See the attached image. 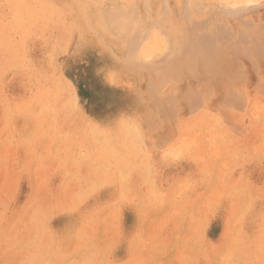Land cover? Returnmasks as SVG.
<instances>
[{"label":"rangeland","instance_id":"1","mask_svg":"<svg viewBox=\"0 0 264 264\" xmlns=\"http://www.w3.org/2000/svg\"><path fill=\"white\" fill-rule=\"evenodd\" d=\"M147 1L0 0V264H264V0Z\"/></svg>","mask_w":264,"mask_h":264},{"label":"bare ground","instance_id":"2","mask_svg":"<svg viewBox=\"0 0 264 264\" xmlns=\"http://www.w3.org/2000/svg\"><path fill=\"white\" fill-rule=\"evenodd\" d=\"M186 3V2H185ZM148 6H152L155 8V14H157L156 12H158L159 10H162L161 13L163 14L164 12V18L161 19V23L164 24L165 26L167 25H176L177 28L175 27H172V30H173V33L174 31H182L183 30V26L182 24L180 23V21H174L175 18H173V16H175L176 14H178V12H176L177 10L179 11L180 8H174L173 7V4H174V0H167V3L166 5L163 7V6H160V7H157L156 6V2L153 1V0H148L147 3H146ZM155 5V6H154ZM123 6V5H122ZM173 21L175 23H173ZM143 22V21H142ZM146 23V20L145 22H143V24ZM115 26V25H114ZM114 26H113V29H114ZM143 26V25H142ZM108 28V27H107ZM103 30H108L106 28H103ZM111 34V33H110ZM209 36V35H208ZM207 38H210V36ZM201 37V36H200ZM110 38L111 40L109 41V44H110V48H106L105 50L102 48L103 50V54H102V58L104 63L103 64H106L105 66L106 67V70L105 68L103 69V71L105 73H108L110 74L111 73V70L109 69L110 67H119V68H128V62H127V58H126V54H124V49L122 50V47H123V36L121 37H115V35H110ZM179 38V35L177 34V37L176 39L174 40H178ZM170 39V38H169ZM203 40V39H202ZM125 41V40H124ZM134 41V40H133ZM128 43V42H127ZM135 43V42H134ZM136 44V43H135ZM152 44H155L154 42H152ZM204 44H207V43H204ZM128 45V44H127ZM151 45V43H148L147 45H144L145 47H143L142 51L140 50L139 52V55L138 57H141V56H144L146 57L147 54L151 53L152 50L151 48H149V46ZM176 45V43L174 44V46ZM192 45V44H191ZM130 46V45H129ZM172 46V45H171ZM134 48V47H133ZM56 49V48H55ZM127 49V47H126ZM129 49V48H128ZM132 49V48H131ZM122 50V51H121ZM105 51L107 53H105ZM120 51L122 52L121 55H120ZM176 52V51H175ZM211 52V51H210ZM138 53V52H137ZM55 55V52H54V48H53V53H52V56ZM200 56V54H199ZM203 59H204V56H202ZM127 59V60H126ZM182 59V58H180ZM134 60V59H133ZM200 60V59H199ZM178 61V60H176ZM184 61V60H183ZM134 62V61H132ZM195 63V62H194ZM197 64V63H195ZM135 65V64H134ZM150 68V67H149ZM153 73V71H151ZM166 75V74H165ZM132 76L138 81V82H142V83H146V80H147V73L145 72H139V71H136V70H133L132 71ZM49 98V97H48ZM52 99V97H51ZM49 104V103H48ZM45 107V106H44ZM52 124V123H51ZM48 126V125H47ZM128 132V131H127ZM77 144V143H76ZM105 175V174H104ZM96 177V176H95ZM100 177V176H99ZM81 181V180H80ZM95 181V180H94ZM102 181V180H101ZM74 184V183H73ZM98 185V184H97ZM75 189V188H74ZM52 256V255H51Z\"/></svg>","mask_w":264,"mask_h":264}]
</instances>
